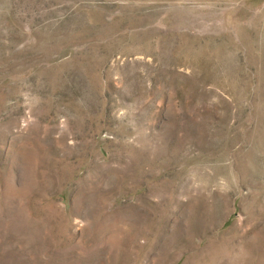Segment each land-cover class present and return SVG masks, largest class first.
<instances>
[{
    "label": "rangeland",
    "instance_id": "374dc122",
    "mask_svg": "<svg viewBox=\"0 0 264 264\" xmlns=\"http://www.w3.org/2000/svg\"><path fill=\"white\" fill-rule=\"evenodd\" d=\"M0 264H264V0H0Z\"/></svg>",
    "mask_w": 264,
    "mask_h": 264
}]
</instances>
